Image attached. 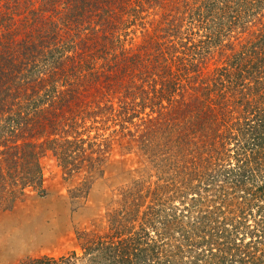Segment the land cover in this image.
<instances>
[{
	"label": "trees",
	"instance_id": "16d2710c",
	"mask_svg": "<svg viewBox=\"0 0 264 264\" xmlns=\"http://www.w3.org/2000/svg\"><path fill=\"white\" fill-rule=\"evenodd\" d=\"M114 143L138 176L79 251L17 264H264V0H0V214Z\"/></svg>",
	"mask_w": 264,
	"mask_h": 264
},
{
	"label": "rangeland",
	"instance_id": "374dc122",
	"mask_svg": "<svg viewBox=\"0 0 264 264\" xmlns=\"http://www.w3.org/2000/svg\"><path fill=\"white\" fill-rule=\"evenodd\" d=\"M123 153L122 146L112 145L104 175L93 180L86 197L77 203L72 200L71 192L82 178H67L47 154L42 159L45 196L31 194L12 211L0 214V264H17L24 258L42 255L60 257L79 251L76 231L102 219L115 189L125 183L128 172L134 174L140 166L136 156ZM259 204H264V198Z\"/></svg>",
	"mask_w": 264,
	"mask_h": 264
}]
</instances>
